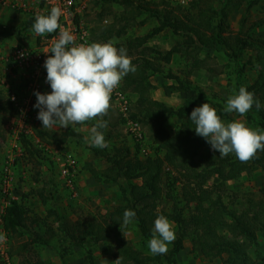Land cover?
Listing matches in <instances>:
<instances>
[{
	"label": "trees",
	"instance_id": "1",
	"mask_svg": "<svg viewBox=\"0 0 264 264\" xmlns=\"http://www.w3.org/2000/svg\"><path fill=\"white\" fill-rule=\"evenodd\" d=\"M219 1L220 6L214 7L210 0H196L190 6V14L181 17L168 11L169 4L164 0L157 6L146 0H96L94 4L101 8L115 4L132 11L129 14L126 11L127 13L114 15L109 24L104 23L105 15L97 14L89 30L92 42L123 38L130 28L144 25L143 21L137 22L141 15L158 23L146 36L128 39L125 45L118 46V49L123 47L127 50V56L136 67L134 73H129L121 81V90L127 94L129 110L132 111L129 112L128 119L141 125V128L148 126L152 130L155 152L152 157L145 159H139L136 155L132 157L126 148H112L109 137H105L104 129H101L109 146L103 149L93 147L92 151L105 160V167L96 170L88 166L87 169L97 183L118 185L123 201L111 212L98 218L70 222L57 212L49 210L47 217L41 219L32 215L24 205L12 201L3 211L2 229L11 238H27L12 253L13 257H22L19 264H46L35 250L36 246L54 248L52 241L57 234L51 226H46L45 229L41 227L42 224H47L50 217L70 244L83 247L86 244L111 243L114 248L113 259L122 257V264H178L177 255L182 251L183 242L190 233L193 234V246L199 249L204 259H218L221 264H264V254L257 252L256 258L250 255V248L259 245L258 235H264V187L259 190L257 199L247 196L249 200L245 204H238L242 209L240 215L228 210L223 202L226 185L239 179L249 168H258L264 175V151H258L246 163L240 162L237 157H220L218 152H202L208 143L195 133V126L189 119L197 102L174 109L150 96L154 89L150 79L156 75L172 81L177 91L195 90L190 77L197 71L211 69L206 64L210 59V52L219 53L218 55H223L234 64L240 63L245 54L253 53L254 62L259 65V69L255 80L246 89L264 106V39L256 34L259 28L264 27V20L255 21L245 28L243 19L240 22L241 29L233 33L229 16L240 10L243 1ZM76 3L79 6V1L76 0ZM79 19L80 16H77V23ZM33 22L34 19L30 20L26 27L32 28ZM165 30L182 37L183 43L169 51L159 52L149 45V41ZM182 49L191 60L185 75L181 77L170 72L165 74L164 66L170 64L173 56ZM202 51L207 52L206 60L199 57ZM251 64V60L243 62V65ZM238 91L237 89L235 94ZM130 93L135 96L134 101L128 95ZM200 100L205 101L203 94L200 95ZM216 107L221 119L233 122L223 106L216 104ZM11 113L13 114L12 103L0 92V129L2 114ZM235 115L241 117L236 112ZM243 118L248 123L256 122L264 130V108L257 111L254 104ZM103 119L106 120V117ZM170 120L180 124L173 135L165 127ZM121 121L126 124L123 117ZM94 123L89 121L85 125L92 126ZM34 131V136L40 141H49L51 144H65L69 139L81 137L73 131L59 135L42 129ZM20 145L35 176H39L41 151L23 135L20 136ZM136 150L138 152L139 148ZM171 172L176 175V182L180 184L181 200L163 189L165 176ZM212 180H216L215 183ZM169 183L173 185L175 182ZM37 193V197L44 201V196ZM164 200L171 202L169 212L159 209ZM126 209L135 211L136 218L132 224L136 226L147 250H138L125 239L123 213ZM159 215H164L175 224L176 239L167 254L153 256L149 251L148 241L152 237L154 220ZM27 253L28 257H24ZM87 259L88 264H95L91 254Z\"/></svg>",
	"mask_w": 264,
	"mask_h": 264
},
{
	"label": "rangeland",
	"instance_id": "2",
	"mask_svg": "<svg viewBox=\"0 0 264 264\" xmlns=\"http://www.w3.org/2000/svg\"><path fill=\"white\" fill-rule=\"evenodd\" d=\"M79 1V10L81 11V22L89 32L94 24L97 14L105 15L109 24L114 15L119 13H131L132 9H124L115 4L105 5L104 8L96 6V0H77ZM151 2L153 6H157L161 0H146ZM168 6V11L184 16L190 14L191 4L196 0H164ZM241 8L239 11L229 16V24L233 33L241 29L240 22L245 20V28L255 21L264 20V0H241ZM37 2V1H36ZM35 0H0V53L4 50L22 46L26 48L34 47L38 43V36L27 28L26 25L30 20L35 19L40 12L39 6ZM214 7H219V0H210ZM17 5V6H15ZM23 5V7L21 6ZM15 6V8H13ZM250 7V8H249ZM127 11V12H126ZM144 22V25L130 28L126 36L120 39H112L114 46L125 45L128 39L146 36L158 23L146 15L138 17L137 22ZM21 32V33H19ZM90 34V33H89ZM257 37L264 39V27L256 31ZM97 42V41H96ZM109 42V41H107ZM97 43H105L99 41ZM183 43V38L173 35L169 30H165L149 41V45L159 52H166L173 47ZM219 53H208L210 59L206 61L210 70H201L193 73L190 77L195 90L189 92H180L175 89L172 81L164 79L163 76H153L150 79L154 89L151 91V98L158 102L164 103L168 107L178 108L181 106H189L197 102V107L203 103L215 108L216 104H220L225 108L227 98L234 95L241 86H250L258 73V66L254 62V54L247 53L243 57V62L251 60V65H243L240 63H232L225 59ZM53 55V54H52ZM201 59H207V52L202 51L199 55ZM191 60L187 58L184 49L179 54H175L170 64L164 66L165 74L168 72L183 77L190 67ZM240 68H243L240 71ZM4 74V70H2ZM0 76V92L7 98V87L17 85V80L13 78L16 73L5 68V74ZM7 73V74H6ZM184 73V74H183ZM18 88V86H17ZM51 92V88L43 94ZM203 94L205 101L200 100ZM36 103V99H35ZM37 112L39 109L37 108ZM132 112V111H130ZM107 120V128L104 129L105 137H109V143L112 148H126L130 155H135L139 159L152 157L154 154L155 144L152 141V130L146 126L142 127L143 140L138 141L133 134L129 132L127 124L121 121V113L118 112L114 103L111 101V107ZM232 121L241 120L247 127L253 130H261L256 122L248 123L245 118L237 117L235 112L229 113ZM13 114H2L0 129V232L6 233L2 229V215L5 207L9 206L12 201H17L24 205L32 215H36L41 219L46 218L48 211H55L60 216L65 217L70 222L80 219H93L103 216L111 212L116 206L122 204L118 185L97 183L90 172L88 166H92L96 170L105 167V160L95 155L89 144H86L84 137L88 136L91 125L83 124L80 126L69 125L68 128H61L58 124L51 128H43L40 121L38 127L34 129H42L45 131L61 134L73 131L81 137L77 139H69L65 144H51L49 141H40L34 136V129L29 134H16L12 132L15 126L12 124ZM225 124L230 123L229 119H221ZM95 122V121H94ZM179 122L170 120L165 127L173 135L179 128ZM28 138L31 144L41 151L42 159H40L39 176H35L30 165L25 158L24 151L20 145V136ZM139 148L137 152L136 148ZM202 152H218L211 149L208 143ZM24 156V159H23ZM228 156L236 158L235 154L230 153ZM74 161L71 168L70 162ZM90 164V165H89ZM71 169H70V168ZM7 169V171H5ZM68 170L70 176H64L63 170ZM164 179V191L172 192L176 199L180 198V184L176 182V175L168 173ZM174 181L172 185L169 182ZM216 180H212L215 183ZM211 183V184H212ZM264 187V175L260 169L251 167L241 174L239 179L229 182L226 185V191L223 202L227 205L228 210L236 212L240 215L242 209L238 204H245L251 196L255 199L258 197L259 190ZM37 192L44 196V201L37 197ZM181 202V201H180ZM183 204V203H182ZM171 202L164 200L160 210L170 211ZM31 215V216H32ZM187 215V211H186ZM170 221V220H169ZM171 222V221H170ZM47 224H42L43 229L51 226L57 234L52 241L54 248H44L36 246V252L40 259L46 264H88L87 256L91 254L95 264H113L114 248L111 243L98 245L86 244L83 247H75L70 244L60 233L57 224L53 222V218H48ZM173 224V230L176 236V226ZM154 228V227H153ZM125 239L131 242L134 248L138 250H147L138 230L134 224H129L124 230ZM224 233V231H220ZM264 235H258V247L250 248V255L257 257V252L264 254ZM193 234L190 233L183 242V249L177 255L178 264H221L220 260L204 259L199 251L192 244ZM27 240L26 236L22 238H11L6 235V242L0 244V264H19L22 257L12 256L15 249L21 246ZM15 248V249H14ZM172 248V243L168 245V252ZM167 252V253H168ZM24 254V257H28Z\"/></svg>",
	"mask_w": 264,
	"mask_h": 264
},
{
	"label": "clouds",
	"instance_id": "3",
	"mask_svg": "<svg viewBox=\"0 0 264 264\" xmlns=\"http://www.w3.org/2000/svg\"><path fill=\"white\" fill-rule=\"evenodd\" d=\"M62 14V10L54 6L48 15L37 14L32 24V31L38 36V42L39 36L60 30L59 38L52 42L47 51L53 55L48 56L44 63L46 82L51 92H36L33 107L39 109L37 119L42 122L43 128H51L57 124L61 128H68L70 124L83 125L95 121L84 141L91 147L103 149L109 146L101 129L107 128V121L103 118L108 115L111 107L112 93L126 75L136 71V67L127 56V50L123 47L117 49L113 41L77 44L75 37L61 27L59 19ZM15 47L8 48L3 53ZM254 104L257 111L264 108L259 100L254 99L252 92L241 86L238 94L227 98L224 111L236 112L243 117ZM189 119L195 126V133L204 138L212 150L218 151L220 157L233 153L240 162L246 163L258 151H264V130H253L241 120L225 124L209 103L195 107ZM135 218V211L126 209L123 224H132ZM175 239L172 222L164 215L157 216L152 237L148 241L150 253L153 256L167 254L168 245ZM5 242L6 235L0 232V244ZM122 259L118 256L113 264H122Z\"/></svg>",
	"mask_w": 264,
	"mask_h": 264
},
{
	"label": "built area",
	"instance_id": "4",
	"mask_svg": "<svg viewBox=\"0 0 264 264\" xmlns=\"http://www.w3.org/2000/svg\"><path fill=\"white\" fill-rule=\"evenodd\" d=\"M35 2L42 7L41 11L45 14H50L52 7H59L63 13L59 19L61 27L75 37L77 44L92 43L90 34L82 22H76L77 16L81 14L76 0H35ZM21 6L23 7V5ZM59 33L58 29L53 33L39 36L40 41L33 48L15 47L7 53H0V76L2 70L5 74V68L16 73L13 78L17 80V85L7 87L6 99L10 100L13 107L12 124L15 128L12 132L18 135L31 133L34 127H38L40 123V120L37 119V108L33 107L36 99L35 93L43 94L50 88L46 82L47 73L44 63L47 57L52 55L47 51L51 48L52 42L59 38ZM112 102L126 120V124L130 128L129 132L141 142L143 140L141 125L128 119L130 103L127 94L121 90V83L112 93ZM70 165L72 168L73 160ZM62 174L70 176L67 169L63 170Z\"/></svg>",
	"mask_w": 264,
	"mask_h": 264
},
{
	"label": "crops",
	"instance_id": "5",
	"mask_svg": "<svg viewBox=\"0 0 264 264\" xmlns=\"http://www.w3.org/2000/svg\"><path fill=\"white\" fill-rule=\"evenodd\" d=\"M13 8H14V6H13ZM130 97H131V100H135V96L132 94V93H130V94H128Z\"/></svg>",
	"mask_w": 264,
	"mask_h": 264
}]
</instances>
